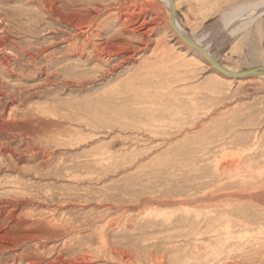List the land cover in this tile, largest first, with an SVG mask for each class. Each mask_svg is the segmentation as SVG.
I'll return each instance as SVG.
<instances>
[{
  "label": "rangeland",
  "instance_id": "rangeland-1",
  "mask_svg": "<svg viewBox=\"0 0 264 264\" xmlns=\"http://www.w3.org/2000/svg\"><path fill=\"white\" fill-rule=\"evenodd\" d=\"M74 1L0 0L31 50L0 49V264H264V78L220 75L161 0ZM174 3L221 67L264 66V0Z\"/></svg>",
  "mask_w": 264,
  "mask_h": 264
},
{
  "label": "bare ground",
  "instance_id": "bare-ground-1",
  "mask_svg": "<svg viewBox=\"0 0 264 264\" xmlns=\"http://www.w3.org/2000/svg\"><path fill=\"white\" fill-rule=\"evenodd\" d=\"M2 1V0H1ZM23 1V0H22ZM38 1V5H39V10H40V12H41V10L44 12V10L46 9V10H49V9H54L52 6H49V5H52L54 2H60L61 4H62V6H58L57 8H66V6L68 5V2L69 1H72V0H49L50 2H48V0H37ZM74 1V0H73ZM82 1V3H89L88 1H90V0H81ZM164 4H165V6L167 7L166 9L168 10V14H169V18L170 19H168V20H170V27L173 29V31H175V33H176V35H177V37L184 43V44H186V45H188V46H190V47H192V49L194 50V51H196V52H198L199 54H200V56L203 58V59H205V61H207L210 65H211V67L215 70V71H217L220 75H224L226 78H229L230 80L232 79V80H239V79H248V78H253V77H256V76H259V77H263L264 78V74H262V75H260V74H254L253 72H249L248 70H245V72L244 71H241V72H239V73H236V72H234V71H232V70H229V69H225L224 67H221L217 62H216V60L214 59V57L209 53V51H208V49L206 48V47H204V45L202 44V43H200L198 40V42L196 41V39L194 40L193 38H191L190 36L188 37V35H186V33H184L183 32V30H182V27H180L179 25H178V21L176 22V9H175V3H174V0H172V5H170V3H169V1L168 0H161ZM75 2V1H74ZM125 2V0H122V3H124ZM176 2V1H175ZM2 3V2H1ZM4 3V2H3ZM48 3V4H47ZM71 5V4H70ZM133 5V4H132ZM72 6V5H71ZM131 6V5H130ZM50 7H52V8H50ZM127 7H129V5H128V3H126V4H119L118 6H117V13H118V15H119V17H118V19L117 20H111L110 22H109V20L107 21V23H105L104 24V26L106 27V31H108L109 30V28L111 27V26H113L114 24H116L117 23V26L118 27H122L123 28V26H125V27H127V29L129 30V31H133L132 29H130L133 25H135V23H131L130 21H129V15H126L124 18H123V16H124V13H125V11L126 10H128L127 9ZM134 7V6H133ZM56 8V9H57ZM103 8H105V6L103 5ZM103 8H101V9H103ZM110 8V7H109ZM173 8V9H172ZM248 8H249V6H248ZM1 9V8H0ZM174 10V16H172V10ZM103 10H105V9H103ZM171 11V16H170V11ZM111 11V10H110ZM129 11V10H128ZM133 11V10H132ZM47 13V12H46ZM131 13V12H130ZM260 13H262L261 11H258V10H255L254 11V13H247V14H249V15H247V16H245V17H243V18H241V20H239V21H246V22H244V23H241L240 24V26H238V28H242V27H244V26H248L251 22H253L254 21V19H256L257 17H254V16H257V15H259ZM21 14V13H20ZM246 14V13H245ZM22 15V14H21ZM135 15H136V13H135ZM143 15V14H142ZM251 15V16H250ZM2 16V15H1ZM6 16V15H5ZM35 16V15H34ZM102 16V15H101ZM241 16V15H240ZM4 17V16H3ZM2 18V17H1ZM6 18V17H5ZM54 18V17H53ZM104 18H105V16H104ZM41 19V18H40ZM144 20V19H143ZM9 21L10 20H7V19H3V20H1V23L2 24H4V26H3V28H1L0 29V31L2 32V33H4V34H7L8 35V38L7 37H3V36H1V38H0V49L1 50H5V49H12L13 51H14V53H16V55H17V57H15V59H14V61H16L18 58H19V56H25L26 54H30V49H19V48H17V47H15L13 44H12V41H13V37L11 36V35H9V33L7 32V30H6V28L8 29V25H9ZM15 21V20H14ZM22 21V20H21ZM18 22V21H17ZM147 22V21H146ZM11 23V22H10ZM91 23V22H90ZM90 23H88V24H90ZM92 24V23H91ZM252 24V23H251ZM5 25H6V27H5ZM10 25H12V24H10ZM10 25H9V27H10ZM17 25V24H16ZM129 25H131V27L130 28H128L129 27ZM168 25H169V23H168ZM18 26V25H17ZM115 26V25H114ZM140 26H142L141 24H140ZM82 27V26H81ZM169 26L167 27V28H169V29H171ZM11 28V27H10ZM14 28H15V26H14ZM117 28V27H116ZM238 28H236V29H238ZM12 29V28H11ZM74 29V28H73ZM13 30V29H12ZM68 30V29H67ZM87 30H89V28H87ZM136 30V29H135ZM90 31V30H89ZM92 31V30H91ZM95 31V30H94ZM93 31V32H94ZM0 32V33H1ZM60 32V31H59ZM72 32V31H71ZM180 33V35L181 36H183V37H179V34L178 33ZM67 33V32H66ZM69 33V32H68ZM83 33V32H82ZM94 33H97V31L96 32H94ZM60 34H62V33H60ZM99 36V34L97 33V34H95L94 36ZM110 35V34H109ZM111 35H113V34H111ZM187 36V37H186ZM76 37V36H75ZM79 38V37H78ZM64 39V38H63ZM77 39V38H76ZM109 39H110V36H109ZM108 39V40H109ZM189 39H193V41H195L196 43H197V45L198 46H196V45H193V44H191L189 41ZM102 40H104V39H102ZM189 40V41H188ZM59 41H61V40H59ZM79 41L81 42V40L79 39ZM104 41H106V40H104ZM192 41V40H191ZM71 42V41H70ZM85 42H87V43H89L87 40H85ZM85 42H83L84 44H85ZM95 42V41H94ZM54 44V43H53ZM80 45H81V43H80ZM104 45V44H103ZM30 46V45H29ZM45 46V45H44ZM47 46V45H46ZM101 46V45H100ZM13 47V48H12ZM28 47V46H27ZM74 47V46H73ZM41 48H42V46H41ZM83 48V47H82ZM90 48V47H89ZM100 48H102V46L100 47ZM204 49L205 50V53H207L208 54V56H202V54H201V50L202 49ZM34 49V48H33ZM44 50V49H43ZM108 50H109V48H108ZM6 51H8V50H6ZM94 51H95V48H94ZM103 51V50H102ZM121 51V50H120ZM11 52V51H10ZM82 52V51H81ZM89 52H90V50H89ZM51 53V52H50ZM101 53H103V52H101ZM105 53V52H104ZM71 54H72V52H71ZM98 54H99V52H98ZM109 55H110V53H108ZM3 55V54H2ZM11 55H13V54H11ZM51 55V54H50ZM75 55V54H74ZM103 55V54H102ZM113 55V54H112ZM14 56V55H13ZM31 56V55H30ZM79 56V55H78ZM116 56V55H115ZM34 57V56H33ZM76 57V56H75ZM118 57V56H117ZM111 58H113V57H111ZM211 60H213V61H215L216 63H217V68L211 63V61H210V59ZM31 59V58H30ZM34 59H35V57H34ZM109 59V58H108ZM33 60V59H32ZM105 60V59H104ZM111 60V59H110ZM106 61V60H105ZM13 63L11 64V62H10V58L8 59V57L6 58H0V76L1 75H8L7 77H9L11 74H13ZM262 69H264V66L263 67H261ZM44 70V69H43ZM46 70V69H45ZM247 72H249V73H247ZM14 73H15V71H14ZM42 73H45L44 71H42ZM247 73V74H246ZM38 74V73H37ZM36 74V75H37ZM47 75V74H46ZM45 75V76H46ZM42 76V75H41ZM38 77V76H37ZM36 77V78H37ZM48 77V76H47ZM3 78V77H2ZM2 78H0V79H2ZM20 78V77H19ZM49 78V77H48ZM12 79V78H11ZM17 79V78H16ZM50 79V78H49ZM105 79V78H104ZM39 80V79H38ZM2 81V80H1ZM229 81V80H228ZM37 83V82H36ZM45 84V83H44ZM51 84H52V82H51ZM21 85V84H20ZM4 86V83H2V82H0V87H3ZM10 86V85H9ZM12 86V85H11ZM43 87V86H42ZM45 87H47V86H45ZM20 89V88H19ZM32 89V88H31ZM14 90V89H13ZM34 90V89H33ZM4 91V90H3ZM33 92V91H32ZM37 93H38V91H37ZM9 94V93H8ZM35 98V97H34ZM39 100V99H38ZM104 248H107V247H103V249ZM87 261V260H86ZM90 261V260H89Z\"/></svg>",
  "mask_w": 264,
  "mask_h": 264
},
{
  "label": "water",
  "instance_id": "water-1",
  "mask_svg": "<svg viewBox=\"0 0 264 264\" xmlns=\"http://www.w3.org/2000/svg\"><path fill=\"white\" fill-rule=\"evenodd\" d=\"M169 1V3H170V5H172V0H168ZM173 9V8H172ZM171 9V10H172ZM173 12H172V16H174V10H172ZM175 17V16H174ZM178 33V32H177ZM179 34V37L181 38V37H183V36H181L180 35V33H178ZM187 37V36H186ZM190 40V41H189ZM188 41L191 43V44H193V45H196V46H198L197 45V43L195 42V41H193V39H189ZM192 40V41H191ZM202 49V48H201ZM201 54H202V56H208V54L207 53H205V50L204 49H202L201 50ZM210 59V58H209ZM210 61H211V63L217 68V63L215 62V61H213V60H211L210 59ZM250 70V71H249ZM248 71L249 72H253L254 74H260V75H262V74H264V69H262L261 67H255V69H249ZM245 72V71H244ZM249 72H247V73H249ZM242 73V72H241ZM246 73V74H247Z\"/></svg>",
  "mask_w": 264,
  "mask_h": 264
}]
</instances>
